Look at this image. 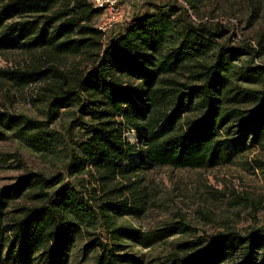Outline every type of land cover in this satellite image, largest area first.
Wrapping results in <instances>:
<instances>
[{
    "label": "trees",
    "instance_id": "obj_1",
    "mask_svg": "<svg viewBox=\"0 0 264 264\" xmlns=\"http://www.w3.org/2000/svg\"><path fill=\"white\" fill-rule=\"evenodd\" d=\"M188 1L196 8L211 0ZM153 6L155 12L138 9L119 31L106 34L96 27L101 11L90 0H0V52L23 47L40 52L43 61L0 76L23 88L46 84L39 99L49 103V121H57L61 110L77 107L73 125L83 130L82 157L72 154L70 167L98 174L93 178L98 186L92 189L84 182L58 188L64 180L57 176L29 175L1 190L0 263L64 264L76 240L87 234L82 253L94 255L92 264H145L125 251L117 237L128 230L112 221L114 215L136 212L124 196L138 190L139 175L159 167H214L228 152L232 138L223 139V134L231 128L236 130L234 148L247 142L264 145V87L246 88L228 75L231 68L242 81L264 86V67L233 66L237 51L227 58L220 53L208 57L214 43L207 36H220L222 27L194 26L171 0ZM177 10L181 19L174 17ZM183 17V33L178 34ZM170 35L179 36V44L168 42ZM250 49L255 58L258 53ZM65 60L75 61L71 72L57 67ZM179 75H184L183 83ZM245 105L250 108L243 109ZM190 108L197 113L194 118L186 117ZM125 122L136 128L135 145L125 137ZM43 136L63 140L51 130ZM118 180L121 184L111 187ZM22 195L37 204L8 217L13 213L5 214L8 202ZM83 223L107 227L112 240L86 231ZM157 264H264V228L242 235L226 227L178 243Z\"/></svg>",
    "mask_w": 264,
    "mask_h": 264
},
{
    "label": "rangeland",
    "instance_id": "obj_2",
    "mask_svg": "<svg viewBox=\"0 0 264 264\" xmlns=\"http://www.w3.org/2000/svg\"><path fill=\"white\" fill-rule=\"evenodd\" d=\"M90 1L95 7V0ZM171 1L185 11V17L194 26L204 24L214 30L223 28L220 36H207L214 43L208 57L212 58L220 53L227 58L230 51H237V59H232L233 66L251 64L264 67V54H261L264 47V0H211L196 8H192L188 0ZM161 2L164 0H119L120 6L125 8V17L108 32L119 31V27L129 22L138 9L155 12L153 5ZM174 13L175 18H180L179 10ZM186 18H182L183 24L179 25L178 34L183 33L180 26H184ZM105 19L106 15L101 11L96 18L97 29ZM18 20L19 18L16 19ZM167 40L179 44V36L170 35ZM250 47L258 53L255 58L251 55ZM41 57L40 52L29 53L23 47L4 49L0 52V72L17 71L33 66L34 63L40 64L43 62ZM65 61L57 67L62 72H71L75 61ZM228 75L246 88L258 90L264 87L260 83L242 81L234 69L230 68ZM177 78L181 83L186 80L184 75ZM45 86L43 82H35L24 88L18 87L0 76V192L19 184L22 179L29 180V175L34 178L40 175L47 179L57 176L64 180L57 185L58 188L69 182H84L89 189L98 186L93 179L97 177V173L90 176L88 170L80 172L79 168L77 170L70 167L72 154L80 159L82 157L79 147L84 137L83 130L75 129L73 125L75 118H78V108H65L61 110L57 121H49L46 115L49 103L39 99ZM249 108V105L243 106V109ZM196 114L190 108L186 117L194 118ZM122 129L127 141L135 145L136 128L125 122ZM50 130L61 135L62 143L44 139L43 133ZM234 133V128L229 133L224 130L223 139L232 140L227 146L228 152L224 150L214 167H159L139 175L138 190L134 193L127 192L124 196L137 209L136 212L123 216L114 215L112 218L116 227L128 230V234L117 237L126 246V252H133L143 258L145 264H157L178 243L201 240L202 236L224 232L226 227H233L242 235L264 228V145L247 142L234 148ZM137 179L134 178L133 181ZM119 182L112 183L111 187L121 184ZM124 198L115 196L117 201ZM35 204L36 201L22 195L21 198L8 202L4 211L5 214L13 212L8 217L17 216V210ZM88 226L83 223L82 228L112 240L107 227ZM166 230L173 233L168 234L164 232ZM167 235L169 236L163 237ZM86 243L87 234H84L83 239L76 240L64 264H92L94 255L85 256L82 253Z\"/></svg>",
    "mask_w": 264,
    "mask_h": 264
},
{
    "label": "built area",
    "instance_id": "obj_3",
    "mask_svg": "<svg viewBox=\"0 0 264 264\" xmlns=\"http://www.w3.org/2000/svg\"><path fill=\"white\" fill-rule=\"evenodd\" d=\"M96 9L103 11L106 19L99 30L107 33L114 25L122 22L125 17V8L120 6L119 0H95Z\"/></svg>",
    "mask_w": 264,
    "mask_h": 264
}]
</instances>
